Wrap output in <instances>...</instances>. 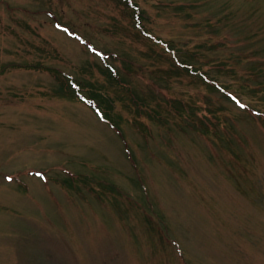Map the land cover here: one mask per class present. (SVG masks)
Here are the masks:
<instances>
[{"label":"rangeland","instance_id":"1","mask_svg":"<svg viewBox=\"0 0 264 264\" xmlns=\"http://www.w3.org/2000/svg\"><path fill=\"white\" fill-rule=\"evenodd\" d=\"M0 264H264V0H0Z\"/></svg>","mask_w":264,"mask_h":264}]
</instances>
